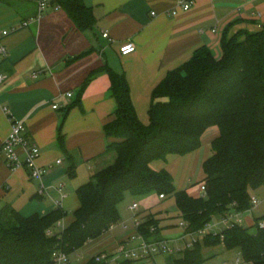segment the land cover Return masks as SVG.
Returning a JSON list of instances; mask_svg holds the SVG:
<instances>
[{"label":"crops","instance_id":"obj_1","mask_svg":"<svg viewBox=\"0 0 264 264\" xmlns=\"http://www.w3.org/2000/svg\"><path fill=\"white\" fill-rule=\"evenodd\" d=\"M179 1L83 0L96 18L95 27L84 31L76 28L62 8L56 9L57 0H52L40 20L11 31L38 15L39 0L0 2V34L11 31L0 41V46L7 48L6 55L0 53V75L5 77L0 82V142L7 138L13 119L23 121L27 135L40 147L38 163L46 170L43 180L35 181L26 168L12 170L9 162L0 159V210L12 206L24 217H42L57 209L56 203L62 201L61 208L67 216L53 231L61 232L74 221L80 205L77 189L114 159V154H106L110 139L105 126L113 120L117 102L109 93V74L101 72L86 83L92 72L108 65L124 74L137 114L148 124L153 92L169 72L188 62L202 46H208L220 58L224 36L255 33L264 27V0H196L189 11L172 15ZM106 32L110 38L103 36ZM129 43L135 44L136 52L123 56L120 48ZM68 93L72 96L68 97ZM80 93L82 106L78 104ZM218 135V127H210L199 149L183 156L171 155L152 166L155 170L166 169L177 189L195 197L198 184L205 180L203 165L213 153L211 143ZM19 153L23 157L21 150ZM72 165L74 177L70 175ZM59 185L64 187L63 199ZM252 196L258 204L242 214L246 227L264 216V186L253 190ZM127 198H142L139 207L144 209L135 218L143 222L149 215L159 220L162 236L159 239L181 245L182 216L176 226L170 216L150 209L167 197L159 198L153 192L145 196L127 193L124 200ZM134 202L128 205L131 212L137 211L130 208ZM128 221L121 216L116 223L119 232L114 235L108 230L89 241L69 255L68 264H88L96 254L116 251L122 242L137 233L135 226L131 230L123 228V224L128 226ZM178 227L181 230L176 233ZM225 229V226L217 228V232ZM231 252L234 251H227L224 245L204 247V264ZM164 256L168 257L167 264H173L176 259ZM152 261L155 258L145 262Z\"/></svg>","mask_w":264,"mask_h":264},{"label":"trees","instance_id":"obj_2","mask_svg":"<svg viewBox=\"0 0 264 264\" xmlns=\"http://www.w3.org/2000/svg\"><path fill=\"white\" fill-rule=\"evenodd\" d=\"M57 3L78 30L95 27L94 12L83 0ZM221 51L217 58L208 46H202L188 62L169 72L153 92L148 124L137 114L124 74L108 65L92 72L86 83L101 72L109 74V93L117 102L114 118L105 126L110 139L106 154H114L113 162L77 189L80 205L75 219L61 232L53 227L67 216L62 208L42 217H24L12 206L0 210V264H55L56 251L78 252L120 221L119 205L127 193L174 197L191 232L232 210L251 209L252 191L264 186V27L255 33L224 36ZM213 126L219 135L203 165L207 195L195 198L177 189L166 169L155 170L152 164L196 151ZM60 143L65 149L64 138ZM70 175L75 176L74 165ZM262 220L264 216L251 227L234 225L220 234L209 233L203 245L186 251L173 264H204L202 246L218 245L241 252L247 263L264 264ZM157 228L156 220L149 217L140 231L150 240ZM88 264L98 263L92 259ZM117 264L143 263L124 259Z\"/></svg>","mask_w":264,"mask_h":264},{"label":"built area","instance_id":"obj_3","mask_svg":"<svg viewBox=\"0 0 264 264\" xmlns=\"http://www.w3.org/2000/svg\"><path fill=\"white\" fill-rule=\"evenodd\" d=\"M52 0H39V11L38 15L24 21L19 27L14 28L11 31H16L19 28L26 27L30 23L40 20L43 13L48 9ZM196 4V0H181L179 1L174 8L172 9V15H178L182 11H189ZM59 5H56V9H60ZM156 15L155 12L152 13ZM11 31L4 30L0 34V41L4 36L9 35ZM105 38H110L109 34L106 32L103 34ZM121 54L123 56L130 55L136 52V46L133 43L126 44L120 48ZM0 53L3 55L7 54V48L3 45L0 46ZM37 73H34L36 77ZM5 77L0 75V82L3 81ZM68 97L72 96V93L67 94ZM54 108H58V105H54ZM5 112H8L7 109H4ZM19 150L23 152V157L20 156ZM41 156V150L38 144L27 135L26 125L23 121L13 119L10 132L7 138L0 142V159H5L9 162V165L12 170L17 168H26L29 171L30 177L35 181H42L46 173V170L42 168L38 161ZM60 162V161H59ZM63 185H59L58 190L60 191L61 198L65 197L63 193ZM201 190L204 194L203 197L207 195V186L204 183L201 186ZM161 198H165L164 195H160ZM58 208L62 207V201H58ZM251 209L258 204L256 197L251 198ZM133 211L138 210L139 203L134 202L131 207ZM249 209L248 211H250ZM247 212V211H246ZM244 212H238L237 210H232L223 217L213 220L208 223L205 228L198 232H191L188 230V224L185 221L180 222V227L183 229V234L179 237L181 245H174L173 242L169 239H154L149 240L141 233L140 227L142 221L139 218H135L134 224L137 230V233L129 236L126 242H122L116 251L110 252H101L94 256L96 263H106V264H117L120 260L130 259L144 264L145 261L156 258L157 256H174L176 259L184 256L186 251L194 250L198 244H204V239L207 234H220L223 231L217 232V228L221 225L225 226L226 229L234 225H245V220L242 217ZM124 229H128V226L123 224ZM116 227V224H113L109 227V230H113ZM261 229L264 228V220L259 223ZM216 229V230H214ZM214 230V231H213ZM129 242L135 243L133 246H129ZM55 264H68L69 255L62 252L56 251L53 255ZM243 255L241 252H237L236 256L232 257L230 260H224L221 264H246Z\"/></svg>","mask_w":264,"mask_h":264},{"label":"rangeland","instance_id":"obj_4","mask_svg":"<svg viewBox=\"0 0 264 264\" xmlns=\"http://www.w3.org/2000/svg\"><path fill=\"white\" fill-rule=\"evenodd\" d=\"M112 162H113V160L107 162V164H110V163H112ZM204 183H205V182H201V183L198 184V194H197V196H195V198H199V197L204 196V194H203V192H202V190H201V186H202ZM157 196L160 198V196H159L158 193H157ZM141 200H142V198H141V199H134V200L131 199V198H127V199L124 200V201L122 202V204L120 205V208H119V210H120V214H121V216H122L123 218L129 219V221H128L127 224H128V227H129L130 230L133 229L134 226H135L133 219L136 217V214H138L139 211L143 210L144 208L139 207V209H138L136 212H131V211L128 210V205H129L131 202H133V201L138 202L139 205H140V201H141ZM145 209H146V208H145ZM150 209H151L152 212L160 213V214L162 213L163 215L170 216V217L172 218V220L174 221V223H176V226H177V225L179 224V222H180L181 212H180V210H179V208H178V206H177V203H176V200H175L174 197H167L165 200H158V201L155 203V206L151 207ZM149 217H150V216L148 215L147 217H144V219H147V218H149ZM152 218H153V217H152ZM154 219H155V218H154ZM256 219H257V218H256ZM155 220H156V225L158 226V228L155 229L153 237H154V239H159V238L162 237V236L160 235V233H161L160 222H159V220H157V219H155ZM132 221H133V223H132ZM118 226H119V225H118ZM220 227H223V226L221 225ZM220 227H219V228H220ZM219 228H218V229H219ZM119 229H120V228H118L117 225H116V228H115V229L110 230V234L112 233V234L115 235V233L119 232V231H117V230H119ZM180 230H181V229L178 227V229H176V233H179ZM214 230H216V229H214ZM214 230H213V231H214ZM250 231L254 232V231H255V228H250ZM128 241H129V240H128ZM134 244H135V243H131V242H129V246H130V247L133 246ZM202 248H204V246H202ZM205 251H209V250L205 249ZM208 253H209V252H208ZM236 253H237V251H234V252L229 253L228 255L226 254V256L223 255L224 257H223L222 255H221V256H216V257L210 259L209 261H207L206 264H221V262L224 261L225 259H226V260H230L232 257L236 256ZM167 258H168V257H166V256H157V257L155 258V262L152 261V262H150V264H155V263H156V264H167ZM148 261H149V260H148ZM146 262H147V261H146ZM146 262H145V264H146Z\"/></svg>","mask_w":264,"mask_h":264}]
</instances>
